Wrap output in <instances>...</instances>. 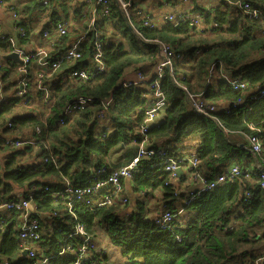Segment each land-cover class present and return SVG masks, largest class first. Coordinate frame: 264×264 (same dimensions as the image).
I'll return each mask as SVG.
<instances>
[{
    "label": "trees",
    "instance_id": "trees-1",
    "mask_svg": "<svg viewBox=\"0 0 264 264\" xmlns=\"http://www.w3.org/2000/svg\"><path fill=\"white\" fill-rule=\"evenodd\" d=\"M106 1L109 20L101 15L104 5L95 0H49L48 6L39 0L26 1L24 8L48 14L44 27L60 19L61 11L67 16L68 29L54 43L49 58L66 51L72 36L86 32L81 56L44 74L41 82L48 86V100L38 88L36 66L27 67L25 94L7 95L10 84L6 82L19 71V64L7 61L12 68L4 70L0 60L4 82L0 84V205L29 200L39 226L37 240H21L18 226L24 210L0 209V264H36L43 257L46 264H73L80 238L70 232L77 221L97 244L96 264L111 262L107 259L110 248L127 256L124 264H264V192L257 173L243 176L255 162L244 146L246 134L259 138L264 155V93H260L264 90V0H242L249 11H256V17L233 5L238 0H220L210 6L192 0L189 12L177 15L182 18L178 24L166 17L159 24H146L151 18L141 8L143 14L133 13L129 22L117 0ZM122 1L138 5L137 0ZM98 38L103 70L88 79L67 76L73 68L88 67ZM156 41L168 44L172 52L161 79L166 105L160 110L162 117L142 135L146 89L142 83L123 86L121 82L129 70L148 75L156 66L161 60ZM10 48L9 42L0 40V50ZM225 73L239 77L244 85L234 88ZM190 93L215 105L213 118L194 110ZM81 96L91 100L60 122L63 106ZM109 99L101 119L97 112ZM5 135L33 139L34 145L15 148ZM144 137L147 146L163 148L168 157L179 158L187 149L194 152L197 165L192 171L208 179L225 173L232 162L242 173L204 191H183L181 180L169 181L162 159L154 155L139 160L131 177L120 179L124 191L119 195L126 202L118 198L97 206L96 201L89 205L86 199L73 198L70 210L65 200L55 197L65 180L72 187H82L127 164L135 153L120 165H111L105 158L116 146L137 144ZM125 181L144 198L161 191L166 209L177 212L170 227H159L154 216H146L139 199L133 211L123 209L128 204ZM24 248L29 249L27 254L22 253Z\"/></svg>",
    "mask_w": 264,
    "mask_h": 264
},
{
    "label": "built area",
    "instance_id": "built-area-1",
    "mask_svg": "<svg viewBox=\"0 0 264 264\" xmlns=\"http://www.w3.org/2000/svg\"><path fill=\"white\" fill-rule=\"evenodd\" d=\"M40 3L44 6H48L50 4L49 0H39ZM97 4L104 5V9L101 13L102 16H104L106 19L109 20V9L107 7L108 1L106 0H95ZM120 10L122 11L125 19L131 21L130 17L133 13L140 14L142 10L140 9L139 5H133L132 2L127 1L124 2L122 0H117ZM1 3H6V5L10 8V10L13 12L14 17L17 15V12L13 9L12 0H0ZM233 5L236 6H242L245 11H248V13L254 17L257 16V13L255 10L249 11V5L247 2H243L242 0H238L235 2H232ZM94 12V11H93ZM166 18L171 19L173 22L178 24L182 18H179L177 15L172 16L171 14H168L165 16ZM91 22L94 23V17L91 18ZM199 20L194 19V23L198 24ZM150 23L153 24L154 22L151 20V22L146 21V24ZM67 22L66 21H59L57 22L49 29H46L43 31L42 36H47L50 31L53 29L56 30V32L60 35H63L67 31ZM155 24V23H154ZM25 32L22 31L21 34L23 35ZM86 34V32L83 35H80L76 38L70 44L69 48L64 51L63 53L57 55L54 57V59L49 58V53L46 52L45 49L39 48L35 51L30 52H24L19 47L15 48L14 45H12V48L15 51H18L19 58L21 59L20 64V80H19V87L15 92V96H23L26 92V88L28 86V79L26 78V74L28 72V64L32 59H39L41 65L44 67L42 70H39L36 72V77L39 79L38 88L40 89L42 95L45 97V100H48L51 96H49L47 85L42 83L41 80L43 79L44 74L48 69L55 70L61 63H63L65 60L78 58L81 56L80 47L82 42V37ZM140 36V35H139ZM157 45L159 46V53L161 55V60L156 64L154 67V73H148V75L143 74L139 70H135L133 73V76L124 77L122 80L123 86H130V85H137L141 83H149V93L151 94V99L148 103H146V108L144 110L145 112V118L143 120L142 125L140 126V133L142 135L146 134L149 130L150 125L154 122V119L156 116L160 113V110H162L166 105V95L165 92L162 90L161 86V79L164 77V68L169 67L171 64L172 59V52L168 44L161 43L159 41H156ZM104 68V63L101 57V42L98 39L94 42L93 46V54L90 64L87 68H73V70H70L67 74L69 77H79L82 79H88L92 76L94 72L102 71ZM226 80L229 84H231L234 88L235 87H242L244 85V82L239 77H228L226 76ZM261 94L264 93V90L261 89ZM188 97L190 99L191 105L193 106L194 110L204 116H208L210 118H213L211 115V112L214 111L215 105L213 104H207L200 100V98H197L194 94H188ZM91 99L89 97H78L74 100H71L67 102L60 114L61 117L59 118L60 122H63L64 117L70 116L74 111L81 110L85 107V105L90 101ZM110 99L107 100L103 104V108L97 112V116L104 118V112L109 107ZM6 136V141L14 145L15 148L24 147L28 144L34 145V140L29 138H15L11 136ZM246 143L245 147L251 152L252 156L255 158V165L253 166L252 170L246 169L244 170L243 176L249 177L251 173H257V181L260 184V188L264 192V155L262 153V146L259 138L253 134L249 133L245 135ZM243 146V144H241ZM137 151L132 157V159L125 165L118 167V169L113 170L112 173H110L106 178H101L99 176H96L92 181H90L88 184L82 187H72L70 183L66 181V183L63 185V187L58 190L55 197H60L63 200L66 201L67 207L71 208V199H79L83 200L86 199L87 204L94 203L96 201L97 206H102L105 204H111L114 202V199H122L126 200V197H120V192L123 191L124 187L121 184L120 179H128L132 176L133 170L137 167L138 161L141 159H149L150 157L157 155L159 158H161V164L164 167V170L168 172L169 174V181L170 180H176L179 177V174L177 172L178 168H181L180 166L186 167L187 175H189V179L191 182L198 183L199 187L196 189L197 192L204 191L209 188H213L218 183H221L225 181L227 177H234L238 174L242 173L241 167L236 165V163H231L228 167L227 171L223 174L218 175L214 179H208L203 173L201 172H195L192 171L194 168H196L197 160L196 155L194 152H188L186 155H183L179 158H175L173 156H165V152L163 148H153L147 146L146 137L143 138V140L137 142ZM46 161V159H45ZM179 163H183L180 165ZM100 173L103 172V169L99 170ZM144 194V192H142ZM88 196L90 198L88 199ZM93 198V200H92ZM30 206H33L32 202L29 200H25L24 198H21L20 200H12L10 202H3L0 205V209H22L24 210L21 214V220L19 222L18 226V234L19 238L21 240H37L39 234H38V222L36 219L31 218V210ZM182 211L180 208L178 212ZM72 214H75L73 211H70ZM177 212L172 211L171 209H166L165 204L163 205V209L159 210L154 215L153 221L156 223L159 227L167 228L170 227L171 221L176 216ZM76 219L73 215V219ZM75 226L72 229L71 236H76L77 238H80V245L78 246V249L76 251L77 256L73 264H96L95 262V253H97V244H95L92 240L91 233L88 232L87 228L83 223L80 221H77ZM65 249L60 250L61 252H64ZM30 255H33V252H30ZM47 258L43 257L41 260H39L36 264H46Z\"/></svg>",
    "mask_w": 264,
    "mask_h": 264
},
{
    "label": "crops",
    "instance_id": "crops-1",
    "mask_svg": "<svg viewBox=\"0 0 264 264\" xmlns=\"http://www.w3.org/2000/svg\"><path fill=\"white\" fill-rule=\"evenodd\" d=\"M26 1L27 0H12L13 8L15 6L16 12H17V15L15 17L13 15V12L6 5V3L0 2V40L9 42V44L11 45V48L8 51L0 50V60L4 62L2 63L4 66L3 68L4 70H6L7 68L8 69L12 68L11 64L8 62L16 63V64L18 63L19 68H20L21 62H15L12 59L1 58L2 54L15 51L12 48V45H14L15 48L19 47L26 53L30 51H35L36 49H39L40 47L45 49L47 53H50V50L55 45L54 43L58 41L59 34L56 32V30L53 29L52 31H50V33L47 36H42L43 31L51 28L57 22V20L66 21L68 23V20H65L67 16H64V13L61 11L60 19H57L53 21V23L44 27V25L47 24L49 20L48 14H46L43 9L34 8L33 10V9L26 8V7L24 8V6L27 5ZM219 1L220 0H206L205 2H202V3L206 4V6H210V5L217 4ZM136 2L138 3L139 7L143 10L144 13L147 12L149 14V17L155 24H159L163 22L166 19L165 16L168 14L179 15V14H183L184 12H189L192 6V0H137ZM236 7L239 8L238 6ZM73 9H74V4H72L71 8L69 9V15L72 13ZM93 11L94 9L92 8L91 14L95 16V13ZM71 20H72V23L76 22V20H73V19ZM67 29H68V25H67ZM22 31L25 32L23 35L21 34ZM79 36L80 35L72 36L69 41V44H72V42L76 40V38ZM15 52L18 54V51H15ZM34 66H36V69H34L35 75H36V72L44 68L40 63V60L37 58L32 59L28 65V67L30 68ZM152 70H154V67L150 69L149 72L151 73ZM48 71H51V70L48 69L46 72ZM133 73H134V70H129L125 74V77L133 76ZM19 76H20V71L15 73L13 76L9 77V79L7 77L8 81L6 82V85L10 84L8 87V90L6 91L7 95L16 97L14 92L18 88H20L19 87L20 86ZM225 76L230 77L229 74L227 73H225ZM0 84L1 85L4 84L1 78H0ZM145 93H146L145 96L147 98V103H148L149 100L151 99V94L147 91ZM49 96H50V93H49ZM161 117H162V113L160 112L156 116L154 122L158 121ZM136 148H137V144L135 142H131V144L126 145V146H122V145L116 146L113 149V151L107 155V157L105 158V161H107L111 165L123 164L124 162L129 160L134 153H136L137 151ZM187 152H190V151L187 149V151L184 153H187ZM254 163H253V166L255 165ZM180 167H181L180 169L181 171L179 173V177L175 180V182L177 183L181 180L180 185L182 189H184L183 191L197 189L199 185L198 183L191 182V180L189 179V175H187L186 167L185 166H180ZM124 185L126 187V195L128 197V204L126 203L123 205V209L125 211L129 212V211H133L134 209H136L135 202L137 199H139L141 202L148 205L146 207L145 213H146V216H149V217L155 214V212H158L159 210H161V208L163 207L164 204L160 200V197H159L161 193L160 190L154 191L153 194L151 195L152 197L151 201L147 203L146 200L148 199L141 196L139 192H134L132 190V187H130V183L128 181H125ZM149 210L151 211L154 210V212L150 215ZM104 250H107V249L104 247Z\"/></svg>",
    "mask_w": 264,
    "mask_h": 264
},
{
    "label": "rangeland",
    "instance_id": "rangeland-1",
    "mask_svg": "<svg viewBox=\"0 0 264 264\" xmlns=\"http://www.w3.org/2000/svg\"><path fill=\"white\" fill-rule=\"evenodd\" d=\"M199 2H205L206 0H198ZM154 73V70H152L151 71V74H153ZM231 77V76H230ZM141 86L143 87V88H145L146 89V91L147 92H149L148 90H149V83H142L141 84ZM3 158V153H0V159H2ZM123 191H124V189H122ZM122 192V191H121ZM141 195V194H140ZM151 195H149V196H147V199L148 200H146V202L148 203L149 201H151ZM129 200H130V198H129ZM122 202H126V200H123L122 199ZM130 202V201H129ZM143 209H144V212H146V207L148 206V205H146L145 203H143ZM128 209V208H127ZM161 209H163V207L161 208ZM150 212H149V214L151 215L153 212H154V210H149ZM156 213V212H155ZM154 215V214H153ZM153 215H151V217L153 216ZM104 245V244H103ZM109 250V253H108V258L107 259H109L110 258V260H111V262H113V264H124V262L127 260V256H122V252L121 253H119V249L118 248H115V249H108ZM122 257H123V262H121V263H119L121 260H122ZM111 262H109L108 264H112Z\"/></svg>",
    "mask_w": 264,
    "mask_h": 264
},
{
    "label": "water",
    "instance_id": "water-1",
    "mask_svg": "<svg viewBox=\"0 0 264 264\" xmlns=\"http://www.w3.org/2000/svg\"><path fill=\"white\" fill-rule=\"evenodd\" d=\"M125 18V17H124ZM129 21V20H128ZM1 58H4V59H12L14 60L15 62H21V59L19 58L18 54L15 52V51H12L10 53H6V54H2L1 55ZM181 168H178L177 172L178 174L180 173V170ZM22 253L23 254H27V248H24L22 250Z\"/></svg>",
    "mask_w": 264,
    "mask_h": 264
},
{
    "label": "bare ground",
    "instance_id": "bare-ground-1",
    "mask_svg": "<svg viewBox=\"0 0 264 264\" xmlns=\"http://www.w3.org/2000/svg\"><path fill=\"white\" fill-rule=\"evenodd\" d=\"M30 208V210H31V218H35L33 215H36V210L34 209V208H32V206L31 207H29ZM6 210H9V209H6ZM72 232V231H71ZM71 232H70V234H71ZM38 238H39V236H38ZM37 238V239H38ZM29 251V249L27 248V252ZM77 251V250H76ZM76 251L74 252V254H75V256H77V253H76Z\"/></svg>",
    "mask_w": 264,
    "mask_h": 264
},
{
    "label": "clouds",
    "instance_id": "clouds-1",
    "mask_svg": "<svg viewBox=\"0 0 264 264\" xmlns=\"http://www.w3.org/2000/svg\"><path fill=\"white\" fill-rule=\"evenodd\" d=\"M158 212H159V211H158ZM154 215H155V214H154ZM154 215H153V216H154Z\"/></svg>",
    "mask_w": 264,
    "mask_h": 264
}]
</instances>
